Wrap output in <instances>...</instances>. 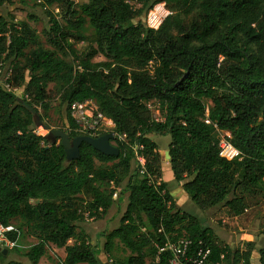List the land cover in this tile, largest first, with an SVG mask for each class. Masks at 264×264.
I'll use <instances>...</instances> for the list:
<instances>
[{
    "label": "trees",
    "instance_id": "1",
    "mask_svg": "<svg viewBox=\"0 0 264 264\" xmlns=\"http://www.w3.org/2000/svg\"><path fill=\"white\" fill-rule=\"evenodd\" d=\"M11 2L0 0V8ZM158 2L166 3L169 14L153 29L143 14ZM43 3L59 10L48 11L46 29L56 50L39 46L26 53L36 31L25 19L0 14V61L16 60L14 81L32 96L24 100L0 85V222L11 225L19 218L37 239L25 253L30 263L39 264L53 244L65 248L62 264H103L77 227L80 202L100 218L115 192L101 184L117 186L129 175L126 210L117 227L103 232L108 255L121 243L131 252L123 264H171V251L159 248L185 237L188 257L203 248L210 250L209 264H252L256 241L246 249L221 246L212 227L178 206L166 182L155 185L140 173L132 146H144L148 173L161 178V153L149 134H170L174 177L203 210L225 208L239 216L264 200V0H88L80 9L74 0ZM87 22L91 35L82 30ZM70 39L87 42V50L79 52ZM98 54L105 60L94 61ZM151 60L158 63L153 76L144 69ZM50 82L60 85L67 107L65 131L76 136L69 130L70 103L93 98L115 130L127 134L126 141L116 140L119 155L82 143L80 158L68 160L60 138L50 143L44 132H35L42 127L36 104L49 109ZM152 99L160 103L163 121L151 118L146 102ZM206 100L211 120L240 151L234 159L220 154L216 129L204 121ZM8 236L16 238L14 232ZM11 249H0V264H18L7 260ZM258 255L264 264V246Z\"/></svg>",
    "mask_w": 264,
    "mask_h": 264
},
{
    "label": "rangeland",
    "instance_id": "2",
    "mask_svg": "<svg viewBox=\"0 0 264 264\" xmlns=\"http://www.w3.org/2000/svg\"><path fill=\"white\" fill-rule=\"evenodd\" d=\"M87 1L88 0H74L78 9H80L81 5ZM135 6L138 7L140 5L136 3ZM48 11L57 13L59 10L55 7L47 8L43 3V0H13V2L7 3L0 8V14L15 16L16 19H25L36 31L35 41L31 42L26 49V53L28 54L31 50L38 48L39 46L50 50H56V48L50 44L46 38V29L50 27V13ZM147 15L148 13L143 14L144 20L147 19ZM82 30L85 35H91L94 33V28L89 22L84 25ZM70 41L73 42L75 48L79 52L83 53L87 50V42L75 41L74 39H70ZM58 54L69 62L73 61L72 56L67 51H58ZM19 60L20 64L24 63V58H20ZM93 60L100 62L104 61L105 58L98 54L93 58ZM8 61L10 62V60ZM15 62L11 63L14 64ZM26 75H30L28 70H26ZM46 101L49 104V109L44 111L41 105L38 106L39 112L37 114V124L39 123L41 125V123H44L53 128H62L65 130L68 127L67 107L61 101V91L58 83H48ZM205 103L208 105L210 102L206 100ZM150 114L152 118L153 112L151 110ZM39 116H42V120H40ZM40 130L46 134L50 143L53 142L54 136L50 132L44 130L42 127ZM149 136L157 143L158 150L161 153V181L166 182L168 188L177 192L176 195L180 201L182 209L197 216L204 225L212 227L215 237L221 246L226 244H233V246L236 247L247 245L248 248L251 246L247 244L248 239L251 238L248 234L250 233L254 235L256 244L253 250V264H259L258 248L264 246V200L258 199V201H256L254 199L255 201L248 206L247 211L239 216H234L225 208L221 210L201 209L185 192L181 183L175 179L171 170V165L168 159L169 144L171 142L170 134L151 133ZM113 143L116 144V141ZM115 162H117V160ZM109 164L111 165L112 163ZM97 165L99 164L97 163ZM134 168H137V163L135 161L132 163V169ZM128 177L129 175H122L121 181L117 186L113 181L101 184V187L107 191L115 190L113 204L105 215H102L97 219L95 218V221L90 222L83 218L77 222L78 229L83 230L88 235V239L93 246H99L101 249V247H103V238L101 236L102 232L113 229L119 225L120 219L126 210L128 202L127 192H125ZM81 203L82 201L80 202L81 206H79V210H84L83 206H85V204ZM105 217H107V220L102 221ZM11 225L19 228L21 235L18 239L19 246L11 249L7 260L17 262L18 264H32L25 253L37 242V239L29 234L27 227L22 223L21 219H13ZM97 232L100 234L97 235ZM69 242H72V240H69ZM103 253L105 256H102V260L106 261L103 264H113L116 261H118V264H123L121 262L127 258V256L131 255V252L121 243L116 245L114 251L110 255H108L104 250ZM63 256V248L60 249L52 246L41 258L40 262L41 264H62L60 260H62ZM151 261V258H147V262Z\"/></svg>",
    "mask_w": 264,
    "mask_h": 264
},
{
    "label": "built area",
    "instance_id": "3",
    "mask_svg": "<svg viewBox=\"0 0 264 264\" xmlns=\"http://www.w3.org/2000/svg\"><path fill=\"white\" fill-rule=\"evenodd\" d=\"M147 13V19L145 20L147 26L153 29H158L166 16L169 14V10L165 2H158L154 4V6L150 8ZM16 27L19 28L18 25H16ZM7 36V44H9L11 42V38L9 35ZM157 65L158 63L155 60H151L144 69L153 76ZM14 74L13 64L8 63L3 57L0 61V85L6 91L31 102V94L26 91L25 86L15 83ZM36 106L38 107L40 104H36ZM146 106L153 112V120L159 122L165 119V114L157 100L152 99L147 101ZM69 113L73 121V126L70 127L69 130L74 132L76 135L99 137L103 134L112 132L115 135L114 141H126L128 138L126 133H119L115 130V121L100 109L98 103L93 98L72 101L69 105ZM204 121L207 124H212L216 129L220 154L228 159H234L237 157L240 154V151L231 143L228 138V133L220 130L218 124L211 120L208 105L205 106ZM35 132L40 133V128L35 129ZM132 147L135 150L140 173L148 175L151 183L155 185L160 184L161 178H156L148 173L146 159L142 152L144 150V146L142 144H134ZM101 210L102 208L99 209V212ZM80 212L83 214V218L86 221H92L95 219V215H93L94 210L81 209ZM9 232H14L16 234V238L11 239L8 236ZM20 235L21 231L19 228L13 225H5L0 222V245L2 247L6 246L14 248L19 246L18 239L20 238ZM189 244L190 240L185 237L179 238L175 241L169 240L166 242L165 246L159 248V251H171L173 255L171 264H209L207 262V256L210 250L200 248L196 257H188L187 249ZM158 258L159 257L157 256L156 259ZM60 261L63 263V259Z\"/></svg>",
    "mask_w": 264,
    "mask_h": 264
},
{
    "label": "water",
    "instance_id": "4",
    "mask_svg": "<svg viewBox=\"0 0 264 264\" xmlns=\"http://www.w3.org/2000/svg\"><path fill=\"white\" fill-rule=\"evenodd\" d=\"M25 105L31 109L32 107L25 103ZM33 112H35L33 110ZM41 126L44 130L50 132L55 138H60L61 144L65 150L66 157L68 160L78 159L81 156L80 147L82 143H88L96 150L106 154V155H119V147L113 143L115 140V135L112 132L103 134L99 137H92L88 135H76L71 137L70 133L65 131L62 128H53L48 124L41 123ZM169 159V152H168ZM0 249L2 246L0 245ZM7 252V249L4 248V253Z\"/></svg>",
    "mask_w": 264,
    "mask_h": 264
},
{
    "label": "crops",
    "instance_id": "5",
    "mask_svg": "<svg viewBox=\"0 0 264 264\" xmlns=\"http://www.w3.org/2000/svg\"><path fill=\"white\" fill-rule=\"evenodd\" d=\"M170 189V188H169ZM170 192L173 194V196H174V198H175V200H176V202H177V204H178V206H180V208H182L181 207V204H180V201H179V199H178V197H177V192H175V191H173V190H171L170 189ZM109 211V210H108ZM96 220V219H95ZM95 220H92V221H95ZM105 220H107V217H105L102 221H105ZM91 222V221H90ZM117 227V226H116ZM107 231V230H106ZM97 235H99L100 233L99 232H97L96 233ZM248 235H250L251 236V238H249L248 239V242H251V241H256L255 240V238H254V235H252V234H248ZM101 236H102V238H103V244H104V242H105V236H104V233L102 232V234H101ZM232 246H233V244H231ZM51 247L52 246H55V245H53V244H51L50 245ZM48 247V249L49 248H51V247ZM55 247H57V246H55ZM237 247H240L241 249H246L247 248V245L246 246H237ZM57 248H60V249H64V256H63V258L62 259H64V257H65V255H66V252H65V248L64 247H57ZM97 248H98V250H99V258L102 260V256H105L104 255V253H103V247H101V249H100V247L99 246H97ZM253 256H254V251H253ZM258 260H259V257H258ZM106 261L105 260H102V263H105ZM39 264H41V262H39ZM85 264V263H84ZM252 264H253V258H252Z\"/></svg>",
    "mask_w": 264,
    "mask_h": 264
}]
</instances>
